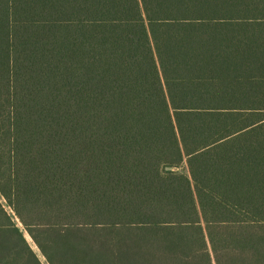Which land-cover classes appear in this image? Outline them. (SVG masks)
Masks as SVG:
<instances>
[{
    "label": "trees",
    "instance_id": "trees-1",
    "mask_svg": "<svg viewBox=\"0 0 264 264\" xmlns=\"http://www.w3.org/2000/svg\"><path fill=\"white\" fill-rule=\"evenodd\" d=\"M0 264H264V0H0Z\"/></svg>",
    "mask_w": 264,
    "mask_h": 264
},
{
    "label": "crops",
    "instance_id": "crops-1",
    "mask_svg": "<svg viewBox=\"0 0 264 264\" xmlns=\"http://www.w3.org/2000/svg\"><path fill=\"white\" fill-rule=\"evenodd\" d=\"M28 238V237H27Z\"/></svg>",
    "mask_w": 264,
    "mask_h": 264
},
{
    "label": "rangeland",
    "instance_id": "rangeland-1",
    "mask_svg": "<svg viewBox=\"0 0 264 264\" xmlns=\"http://www.w3.org/2000/svg\"><path fill=\"white\" fill-rule=\"evenodd\" d=\"M30 241V240H29Z\"/></svg>",
    "mask_w": 264,
    "mask_h": 264
}]
</instances>
